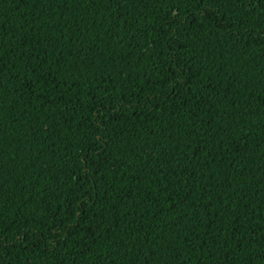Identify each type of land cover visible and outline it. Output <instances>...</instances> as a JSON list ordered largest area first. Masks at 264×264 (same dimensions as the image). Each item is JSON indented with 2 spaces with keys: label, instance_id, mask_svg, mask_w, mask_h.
I'll return each mask as SVG.
<instances>
[{
  "label": "trees",
  "instance_id": "trees-1",
  "mask_svg": "<svg viewBox=\"0 0 264 264\" xmlns=\"http://www.w3.org/2000/svg\"><path fill=\"white\" fill-rule=\"evenodd\" d=\"M0 264H264V0H0Z\"/></svg>",
  "mask_w": 264,
  "mask_h": 264
}]
</instances>
